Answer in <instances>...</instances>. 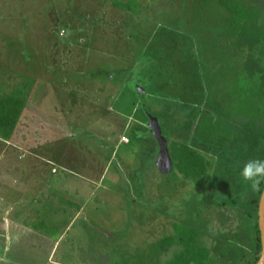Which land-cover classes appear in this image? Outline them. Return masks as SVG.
I'll return each instance as SVG.
<instances>
[{
  "label": "rangeland",
  "instance_id": "374dc122",
  "mask_svg": "<svg viewBox=\"0 0 264 264\" xmlns=\"http://www.w3.org/2000/svg\"><path fill=\"white\" fill-rule=\"evenodd\" d=\"M181 1L191 11L211 0H199L197 5L189 0H134L139 16L114 8V0H0V94L23 84L31 87L12 139L0 140V255L8 261L0 264H93L99 257L110 264H138L161 233H172L171 223L177 218L157 214V203L141 217L145 202L139 197L159 194L160 200L164 196L172 200L187 187L178 180L171 184L153 163L149 165L153 141L146 128L127 130L123 122L135 123L137 118L147 122V113L158 114L151 105L154 100L200 97L199 91H183L193 82L191 71L183 73L180 81L171 66L174 51L190 52V40L186 43L187 38L170 30L168 21L158 19L161 14L168 19L178 15ZM139 79L148 81L154 94L142 108L134 90ZM122 136L129 143H120ZM99 144L124 160L122 166L131 174L130 206L121 192L124 185L107 186L105 172L115 181L118 177L112 169L105 171ZM44 161L54 164L43 167ZM43 168L49 176L54 169L56 181L68 188L51 197L55 200L51 204L36 201L41 192L36 181ZM117 168L124 174L121 166ZM72 175L75 182L68 183ZM75 204L83 207L97 231L90 229L86 244L73 253L71 248L86 241L84 230L72 224L59 237L75 213L67 205ZM140 220L142 230L137 225ZM237 220L226 217L220 227L234 229ZM196 231L201 232V227L183 230L189 246ZM105 235L116 238L108 240ZM172 252L164 253L161 260L169 259ZM208 258L206 262L212 264Z\"/></svg>",
  "mask_w": 264,
  "mask_h": 264
},
{
  "label": "flooded vegetation",
  "instance_id": "af4514ba",
  "mask_svg": "<svg viewBox=\"0 0 264 264\" xmlns=\"http://www.w3.org/2000/svg\"><path fill=\"white\" fill-rule=\"evenodd\" d=\"M192 1L193 5L199 2L189 0ZM219 1L211 0L206 5H201L200 9L193 7L191 11L190 8L184 9V2L181 1L178 15L174 13L175 16L169 19L163 17L164 14H161V17L157 16L161 22H169L167 24L170 30L174 29L177 33L176 36L187 38L186 43L190 40L192 46L190 52L174 51L176 62H171V66L177 70V77L174 73L173 78H179L180 81L183 73L191 71L190 78L193 82L186 85L183 91L188 93L199 91L201 92L199 99L169 97L167 103H160L159 100L157 103L154 100L151 105L158 114L147 113V122L141 118H137L135 123L123 122L127 130L134 126L146 128L153 141L149 165L159 156L161 145L159 137L164 139L174 175L168 182L172 184L178 180L187 187L180 197L172 200L167 196L160 200L163 196L159 194L139 197L142 199L139 202L142 204L145 202L143 204L145 210L139 214L141 217L151 204L157 203V214L166 218L175 217L177 222L171 223L172 233H161V236L150 244L151 250L143 251L140 262L137 261L138 264H171L175 255L182 249L181 239H187L183 230L193 231L200 227L201 232L194 233L192 243L208 251L207 255L211 260L209 263L222 264L224 259H227L226 264H229L227 254L235 249L236 245H240V224L246 223L250 218L245 204L251 202L255 193L251 191L250 182L242 178L241 171L251 160H264V0H228V4ZM233 5L247 11L252 17L243 21L232 18L228 8ZM241 22L252 27L251 33L254 34L249 36L242 34ZM244 51L245 57L242 53ZM200 74L205 78L202 79ZM184 78L185 75L182 79ZM147 83L148 81L142 79L137 82L136 87L134 86L139 98L137 101L139 108H142L144 101L150 96L153 98L154 95ZM146 106L149 107L148 104ZM186 107L189 108L185 109ZM160 116L163 120L159 119ZM153 123L155 129L152 128ZM120 143L127 144L129 140L122 136ZM99 148L105 157V171L112 169L114 177H118V181H115L105 172L103 177L108 183L106 185L109 187L124 185L125 191L121 192L130 206L134 201L130 199L132 190L130 188L128 190L131 174L122 166L124 160L117 158L115 151L104 149L103 145L99 144ZM118 166L122 167L124 174H121ZM215 181L217 185H214ZM184 198L187 199L185 202ZM71 206L75 213L68 217L69 222L65 224V231L59 239L63 238L72 224H78L84 230L86 241L78 247L71 248L73 253H76L86 244L90 229L97 230L89 222L83 207L81 209L76 204ZM226 217L238 218L234 229L222 230L220 226ZM215 221L217 223H214ZM141 223L144 224L142 220L140 225L137 224L141 227L139 230L144 228ZM177 228L182 230L181 234L176 232ZM105 237L109 238L108 240L116 238L113 235ZM204 239L207 242H204ZM227 242H231L229 247L226 246ZM171 250L173 252L170 258L161 260L163 254ZM5 251L9 253L8 248ZM99 258L93 264H110ZM0 262L8 261L4 255H0Z\"/></svg>",
  "mask_w": 264,
  "mask_h": 264
},
{
  "label": "trees",
  "instance_id": "16d2710c",
  "mask_svg": "<svg viewBox=\"0 0 264 264\" xmlns=\"http://www.w3.org/2000/svg\"><path fill=\"white\" fill-rule=\"evenodd\" d=\"M114 0L112 6L118 10L128 12L132 16H139L138 7H135L134 0H122L120 4ZM228 4V0H220ZM134 5V6H132ZM145 5V4H144ZM229 11L232 14V18H239L241 21L250 19L252 15L245 10L239 9L235 5L229 6ZM155 13V12H154ZM250 14V15H249ZM157 16V15H156ZM164 17V15H162ZM155 17V14H154ZM243 17V18H242ZM240 23L241 33L247 34V36L254 34L252 27ZM5 83H7L5 81ZM35 83V82H34ZM8 84V83H7ZM22 86V87H21ZM18 86L15 90H8L5 94H0V140L8 142L12 139L13 134L16 131L17 125L21 118L24 109L27 107L28 89L27 85L23 84ZM32 86V85H31ZM28 91V92H29ZM264 187V182L261 183V189ZM261 193H255L251 202L245 204L250 214L249 220L240 224V245L235 246L234 250L227 255L230 261L229 264H256L259 260V254L261 251L260 233L257 224V210L258 201ZM182 249L175 255L171 264H205L208 254L207 250L199 248L195 243H191V247L187 243L188 240L182 238ZM190 241V240H189ZM231 242H227L226 246L229 247Z\"/></svg>",
  "mask_w": 264,
  "mask_h": 264
},
{
  "label": "water",
  "instance_id": "95a60500",
  "mask_svg": "<svg viewBox=\"0 0 264 264\" xmlns=\"http://www.w3.org/2000/svg\"><path fill=\"white\" fill-rule=\"evenodd\" d=\"M152 128L155 129L154 123L152 124ZM156 135H157L156 137L158 138L159 130H157ZM159 138L161 141L159 156L157 160L153 162V166H155L158 169L160 173L159 175L162 178H165L167 181H169L174 177L171 161L168 155V151L164 139L162 137ZM262 191H264V187ZM257 224L260 233L261 251L259 254V260L257 261L256 264H264V195L262 194L260 195L258 202Z\"/></svg>",
  "mask_w": 264,
  "mask_h": 264
},
{
  "label": "crops",
  "instance_id": "0c3cea01",
  "mask_svg": "<svg viewBox=\"0 0 264 264\" xmlns=\"http://www.w3.org/2000/svg\"><path fill=\"white\" fill-rule=\"evenodd\" d=\"M19 157V156H18ZM17 157V158H18ZM19 159V158H18ZM44 163H47V164H43L42 166L43 167H45L46 165H53L54 164V162H49L48 163V161H44ZM48 165V166H49ZM16 168H19V166H18V164H16V166H15ZM47 169V168H46ZM18 170H21V169H18ZM39 170V169H38ZM43 171H44V173H40V179L39 180H37L36 181V184L38 185V188H40V193H38V195H39V197H40V200H36L37 202L38 201H40V202H42L41 200H43V201H48V203H52L51 202V200H54V198H57L58 197V194H57V192L60 190V191H67V189L68 188H66L64 185L63 186H60L61 184L60 183H58L59 181H56V179H55V177L52 175V174H57V172L56 171H54V169H51V176H49V175H47V173H46V170L43 168ZM35 174H37V173H35ZM39 174V173H38ZM43 174V175H42ZM12 179H14L15 181H18V178L17 177H11ZM43 178V179H42ZM67 180H68V183L69 182H71V183H73V182H75V179H74V177H73V175H72V177L71 176H68L67 177ZM93 184V183H92ZM60 186V187H59ZM92 186V185H91ZM91 186H90V188H91ZM57 187L59 188V189H57ZM66 189H65V188ZM56 189V190H55ZM45 192V193H44ZM47 192V193H46ZM44 193V196H43V198L41 199V196H40V194H43ZM51 197H54V198H51ZM35 201V200H34ZM55 201V200H54ZM64 201V200H63ZM68 202L70 201V200H67ZM39 203V202H38ZM40 204V203H39ZM66 205V204H65ZM56 206H57V203H56ZM69 208H72L73 209V206H69V205H67ZM63 209H64V206H63ZM42 236V235H41ZM43 237H45V236H43ZM46 238V237H45ZM47 239V238H46Z\"/></svg>",
  "mask_w": 264,
  "mask_h": 264
},
{
  "label": "clouds",
  "instance_id": "9594fccd",
  "mask_svg": "<svg viewBox=\"0 0 264 264\" xmlns=\"http://www.w3.org/2000/svg\"><path fill=\"white\" fill-rule=\"evenodd\" d=\"M241 176L245 181L250 182L251 191L261 193V183L264 182V160H251L243 166Z\"/></svg>",
  "mask_w": 264,
  "mask_h": 264
},
{
  "label": "built area",
  "instance_id": "2783aa9c",
  "mask_svg": "<svg viewBox=\"0 0 264 264\" xmlns=\"http://www.w3.org/2000/svg\"><path fill=\"white\" fill-rule=\"evenodd\" d=\"M125 141V139H123Z\"/></svg>",
  "mask_w": 264,
  "mask_h": 264
}]
</instances>
